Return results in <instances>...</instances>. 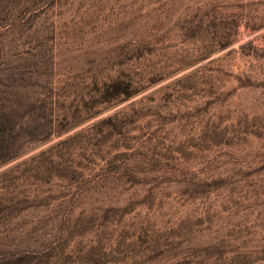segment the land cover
<instances>
[{
  "label": "rangeland",
  "instance_id": "374dc122",
  "mask_svg": "<svg viewBox=\"0 0 264 264\" xmlns=\"http://www.w3.org/2000/svg\"><path fill=\"white\" fill-rule=\"evenodd\" d=\"M0 264H264V0H0Z\"/></svg>",
  "mask_w": 264,
  "mask_h": 264
}]
</instances>
